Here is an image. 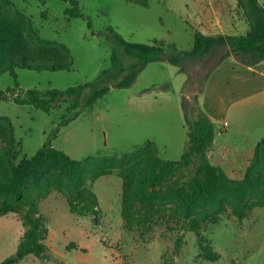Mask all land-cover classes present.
<instances>
[{"label":"rangeland","instance_id":"obj_1","mask_svg":"<svg viewBox=\"0 0 264 264\" xmlns=\"http://www.w3.org/2000/svg\"><path fill=\"white\" fill-rule=\"evenodd\" d=\"M10 1L32 22L40 38L65 44L74 60L68 71L18 69L17 82L10 73L0 76V90L12 89L8 99L0 101V116L9 117L15 126L20 143L18 161L32 158L43 146L66 112V105L46 113L33 106L18 105L13 97H26L32 89L65 90L94 81L103 69L112 66V45L99 35L108 28L130 42L152 44L159 40L184 51L192 49L197 30L206 31L202 21L212 9L224 20L216 31L244 35L246 25L249 29L237 0H147L148 7L127 0H78L82 18L67 17L64 12L69 5L60 0ZM258 1L264 8V0ZM28 42L37 52L55 53L32 40ZM217 59L190 64V80L174 65H148L132 87L111 89L102 100L84 110L76 121L62 129L53 146L62 151L72 148V156L78 161L89 157L90 170L108 166L111 159L124 154L130 155L123 164L136 163L140 158L132 153L148 141L154 143L159 158L180 160L188 141L182 97L195 98L203 81L206 85L211 79L206 76ZM135 61L127 57L125 65ZM166 85L167 92L153 91ZM240 112L239 116L235 110L223 115L221 120L229 125L226 132H220L223 126L216 125L217 142L212 154L213 162L235 180H242L251 172L252 148L264 138V110L244 107ZM227 147L232 149L222 150ZM122 187L117 174L101 177L93 184L101 209L99 226L92 217L71 214L66 199L57 191L40 203L49 229L48 246L63 264H264V208L255 209L239 223L233 212L234 202L221 197L217 202L223 211L221 220L207 226L203 233L219 255L218 261L208 262L201 256L192 232H185L181 252H175L180 224L172 214L171 204L152 205L147 224L130 232L121 216ZM24 232L17 215L0 217V263L16 253ZM19 264L43 263L27 257Z\"/></svg>","mask_w":264,"mask_h":264},{"label":"trees","instance_id":"obj_2","mask_svg":"<svg viewBox=\"0 0 264 264\" xmlns=\"http://www.w3.org/2000/svg\"><path fill=\"white\" fill-rule=\"evenodd\" d=\"M60 1L69 5L64 12L67 17H84L78 0ZM127 1L148 7L147 0ZM237 3L249 25L244 35H205L197 30L192 49L184 51L159 40L152 44L130 42L110 27L99 35L112 45V66L103 69L94 81L65 90L32 89L26 97H13L18 105L33 106L46 113L66 105V112L36 154L20 161V143L15 126L9 117L0 116V217L15 214L25 229L16 253L0 264H19L27 257H35L43 264L51 261L63 264V260L58 259L48 246L49 229L47 219L40 212V203L57 191L66 199L71 214L92 217L94 224L99 226L101 209L93 184L101 177L114 174L123 181L121 216L130 232H136L141 225L147 224L152 216V205L171 204L172 214L180 224L175 252H181L185 232H192L201 256L208 262L219 260V255L203 233L207 226L220 222L223 211L217 202L221 197L234 202L233 212L239 223H243L255 209L264 208V138L252 148L253 165L244 179L231 178L220 165L215 164L212 159L215 126L201 110L198 100L205 88L204 81L194 99L186 95L182 97L188 141L180 160L159 158L153 142L149 141L132 153L140 158L136 163L123 164L130 155L124 154L111 159L108 166L90 170L89 158L73 160L64 151L56 149L53 141L62 129L102 100L111 89L132 87L152 63L174 65L190 80L189 65L203 62L206 58L218 57L206 77H210L231 54L246 66L264 61V8L258 0H237ZM88 27L93 29L91 21H88ZM28 40L41 48L55 50V53L37 52ZM127 57L136 61L125 65ZM73 64L71 50L65 44L40 38L32 22L10 0H0V76L10 73L17 82L18 69L58 72L70 70ZM168 90V85L153 89L160 92ZM11 91L0 90V101L7 100ZM209 208L213 211L210 212Z\"/></svg>","mask_w":264,"mask_h":264},{"label":"crops","instance_id":"obj_3","mask_svg":"<svg viewBox=\"0 0 264 264\" xmlns=\"http://www.w3.org/2000/svg\"><path fill=\"white\" fill-rule=\"evenodd\" d=\"M202 22L205 24L204 27L206 31H199L205 35H232L234 33L232 31L228 33L216 31V26L221 24V22L224 23V20L222 21L220 16H218V11L216 9H212ZM232 27L234 28L233 25ZM245 28V30H249L247 29V25ZM209 78L211 79L205 85L204 91L200 94L198 100L201 110L206 113L214 123L215 130L218 124L219 126H223L220 132L223 130L225 132L227 131L226 128L229 126L228 122L226 120L222 121L221 118L232 110H235L237 116L241 113L240 109L244 107L250 110H264V61L255 66H246L231 54L213 70L212 76L210 75ZM216 142L217 140H215V144ZM68 148V150L64 149L63 151L73 160H76V158L72 156L75 155V152L72 148ZM84 148L85 146H82L83 150ZM228 149L232 148L227 147L222 150Z\"/></svg>","mask_w":264,"mask_h":264}]
</instances>
